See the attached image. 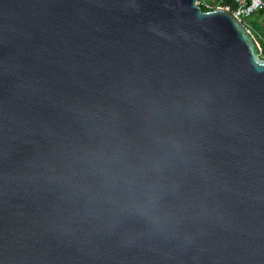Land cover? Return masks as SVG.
<instances>
[{
    "label": "water",
    "instance_id": "water-1",
    "mask_svg": "<svg viewBox=\"0 0 264 264\" xmlns=\"http://www.w3.org/2000/svg\"><path fill=\"white\" fill-rule=\"evenodd\" d=\"M198 0H0V264H264V58Z\"/></svg>",
    "mask_w": 264,
    "mask_h": 264
},
{
    "label": "trees",
    "instance_id": "trees-1",
    "mask_svg": "<svg viewBox=\"0 0 264 264\" xmlns=\"http://www.w3.org/2000/svg\"><path fill=\"white\" fill-rule=\"evenodd\" d=\"M198 1L202 2L203 0ZM220 1L221 0H215L216 3ZM208 2L206 3L208 4ZM221 5L230 7L231 11H234L237 7V4L230 0H224ZM200 7L204 12L211 11V9L204 4L200 5ZM244 22L264 51V9L255 12L250 17L246 18Z\"/></svg>",
    "mask_w": 264,
    "mask_h": 264
},
{
    "label": "built area",
    "instance_id": "built-area-1",
    "mask_svg": "<svg viewBox=\"0 0 264 264\" xmlns=\"http://www.w3.org/2000/svg\"><path fill=\"white\" fill-rule=\"evenodd\" d=\"M224 0H221L219 3L214 2L212 5H208L206 3H203L201 1H197L198 5H206L211 10H215L216 8H226L230 9V7L222 6L221 3ZM237 4V7L234 11H232L241 21L244 22V20L248 17H250L255 12L264 9V0H230ZM245 24V22H244ZM246 25V24H245ZM261 57L264 58V51L262 50Z\"/></svg>",
    "mask_w": 264,
    "mask_h": 264
},
{
    "label": "rangeland",
    "instance_id": "rangeland-1",
    "mask_svg": "<svg viewBox=\"0 0 264 264\" xmlns=\"http://www.w3.org/2000/svg\"><path fill=\"white\" fill-rule=\"evenodd\" d=\"M209 1V2H208ZM203 3H206V2H208V5H213L214 4V2H215V0H203L202 1ZM207 4V3H206Z\"/></svg>",
    "mask_w": 264,
    "mask_h": 264
}]
</instances>
